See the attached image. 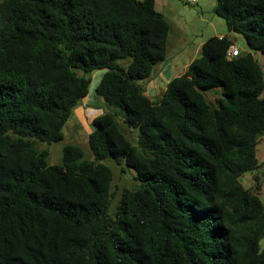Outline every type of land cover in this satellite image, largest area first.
<instances>
[{"label":"trees","instance_id":"16d2710c","mask_svg":"<svg viewBox=\"0 0 264 264\" xmlns=\"http://www.w3.org/2000/svg\"><path fill=\"white\" fill-rule=\"evenodd\" d=\"M190 5L188 0H181ZM211 37L153 103L140 82L166 59L154 0H0V264H264V203L241 184L259 167L264 70L228 58L232 35L264 55V0H216ZM116 115L91 122L48 165L90 76ZM220 88L217 107L205 93ZM110 159L134 171L114 212Z\"/></svg>","mask_w":264,"mask_h":264},{"label":"crops","instance_id":"0c3cea01","mask_svg":"<svg viewBox=\"0 0 264 264\" xmlns=\"http://www.w3.org/2000/svg\"><path fill=\"white\" fill-rule=\"evenodd\" d=\"M203 1L205 0H191L190 4H196V7L185 3L181 4L183 10H188L176 15L173 13L171 5L167 2L162 4L159 0H154L156 11L161 13L170 23V33L165 61L155 66L154 74L150 79L143 81V84L140 83L144 94L153 103H157L161 99L166 85L173 78L185 73L190 63L199 56L201 46L207 40L201 30L203 28L202 24L206 22V12L208 11ZM209 8H212L211 13L214 15L212 5ZM213 21V18L209 19L210 24ZM216 25L218 29H211L208 35L209 38L225 36V30H222L218 23ZM92 97L88 92V95L75 108L72 117L67 121L63 129L64 139L67 136V138L74 139L76 142L80 136L88 138L91 132L89 126L91 128L92 120L100 116L105 109L101 106L104 103L101 99H93Z\"/></svg>","mask_w":264,"mask_h":264},{"label":"rangeland","instance_id":"374dc122","mask_svg":"<svg viewBox=\"0 0 264 264\" xmlns=\"http://www.w3.org/2000/svg\"><path fill=\"white\" fill-rule=\"evenodd\" d=\"M159 2H161L162 4H165L164 2H167L169 5H171L172 11L176 15H180V13L185 12V10H188V9H184V10L182 9L183 7L181 6V4H183V2L181 0H159ZM189 2H191V0ZM203 2L208 9V11L206 12V22L202 24L203 28L201 29L202 32L204 33L205 39L209 38L208 35L211 32V29L213 28L218 29L216 25L217 23L220 25L222 30H225V36H227L228 32H227V28H226L224 21L216 17L215 15H213L211 13L212 8H209L212 5L214 9L216 5L215 0H212V1L205 0ZM191 6L196 7V4H192ZM165 13L169 15L167 12ZM210 18L214 19L213 23L211 24L209 23ZM175 21L177 20L175 19ZM230 38L232 39L233 46H235L239 50L240 54L250 53L253 56V58L256 61H258V63L263 67V70H264V55H262L259 52H254V51L249 50L242 36L232 35L230 36ZM183 55L185 56V54ZM104 73H105V70H100V71L94 72L90 76L91 83H90L88 91H89V95L93 96L92 97L93 99L98 98L95 96L94 89L99 83ZM140 83L143 84L144 82L142 81ZM205 97L212 106L217 107L218 99L222 98L221 89L216 88L211 91H208L205 93ZM102 104L103 105L101 106L105 108L102 114L104 113L115 114L116 121L120 129L125 133L128 140L134 146H136L138 131L135 129H130L126 127L117 109L109 107L105 103H102ZM89 129H91L90 126H89ZM66 145H77L81 147L82 150L84 151L85 159H88V160L92 159V156L88 148V144H87V138L85 137L83 138L82 136H80L78 140H76V142L74 139H69L66 136L65 139L63 137L61 141L57 143H52L50 145L45 144V143H39L38 148L39 150H46L49 153L48 158H47L48 165H60L61 157H62V149ZM257 158L259 161V167L257 168L256 171H252V172H248L244 174V176L241 178V184L245 189H249L250 191L255 192L259 196V198L262 200V202L264 203V133L261 136L259 145L257 146ZM103 163L106 166H108L113 172V182H112L113 198H112L111 212H114L117 207L121 191L123 189L136 188L138 186V183L134 181V176H135L134 171L126 168L125 165H116L115 162L110 159L105 160ZM260 246L261 247L264 246V238L261 240Z\"/></svg>","mask_w":264,"mask_h":264},{"label":"built area","instance_id":"2783aa9c","mask_svg":"<svg viewBox=\"0 0 264 264\" xmlns=\"http://www.w3.org/2000/svg\"><path fill=\"white\" fill-rule=\"evenodd\" d=\"M240 52L239 50L235 47V46H231L229 48V50L227 51V57L232 59V58H236L237 56H239Z\"/></svg>","mask_w":264,"mask_h":264}]
</instances>
